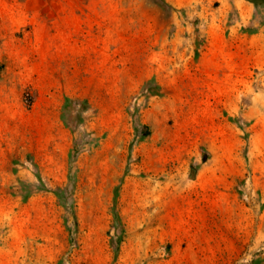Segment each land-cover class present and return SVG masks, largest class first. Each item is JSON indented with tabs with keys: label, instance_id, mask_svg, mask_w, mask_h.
Wrapping results in <instances>:
<instances>
[{
	"label": "rangeland",
	"instance_id": "obj_1",
	"mask_svg": "<svg viewBox=\"0 0 264 264\" xmlns=\"http://www.w3.org/2000/svg\"><path fill=\"white\" fill-rule=\"evenodd\" d=\"M245 1L238 38L164 0H0V264H264Z\"/></svg>",
	"mask_w": 264,
	"mask_h": 264
},
{
	"label": "crops",
	"instance_id": "obj_2",
	"mask_svg": "<svg viewBox=\"0 0 264 264\" xmlns=\"http://www.w3.org/2000/svg\"><path fill=\"white\" fill-rule=\"evenodd\" d=\"M164 2L175 10L183 9L191 15L196 14L199 17L198 24L207 28V33L210 31L212 25L222 27L223 25L231 24L228 27V36L231 34L238 38H244V33L240 34L239 30L242 27L244 28L245 24L249 23V20L253 19L254 6L245 0H164ZM215 3H218L216 7H214ZM231 13L234 16L233 19L229 20ZM222 30L224 31V29ZM220 33L217 32L219 36L221 35ZM213 67L215 68V65ZM209 70L203 69L200 70V73L201 75H207ZM20 121V115H14L10 119V122L13 124L11 133H15L16 129L20 126ZM4 165L0 164V178H3Z\"/></svg>",
	"mask_w": 264,
	"mask_h": 264
}]
</instances>
